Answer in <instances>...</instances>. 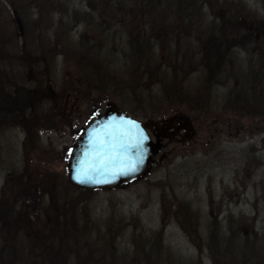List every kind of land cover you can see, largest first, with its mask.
<instances>
[{
  "label": "rangeland",
  "instance_id": "374dc122",
  "mask_svg": "<svg viewBox=\"0 0 264 264\" xmlns=\"http://www.w3.org/2000/svg\"><path fill=\"white\" fill-rule=\"evenodd\" d=\"M102 1L65 0L73 11L84 13L90 10L89 6L97 4L100 13L106 11L101 14L102 18L96 19V25L88 20L74 29V39L80 40L84 36V40L89 42L93 64H100L98 69L90 72L78 66L73 58L70 60L65 53L56 58L43 56V64L37 65L40 55L26 51L32 52V40L16 36L15 29L9 26L16 20L15 8L10 1L0 0V77L6 83L12 71L15 82L27 83L29 88H34L39 82L48 83L54 91L53 99L47 100L41 109L35 108L30 112L29 124L3 135L0 199L17 209L29 207L28 200H18L19 189L23 190L18 181L20 177L37 194L45 189L49 196L60 200L61 196H66L61 191L64 179L68 180L70 153L83 128L109 108H118L151 128H166L172 119L169 125L178 128L184 122L179 117L184 115L189 118L192 130L184 128L173 135L170 128L169 136L163 140L164 148L145 176L115 189L94 190L86 195L92 196L90 213L102 226L100 233L106 236L111 230L113 237L107 243L118 247L121 256L137 252L143 262H149V246L143 243L145 236H151L167 224L164 244L170 253L165 254L164 259L167 261L171 257V262L194 260L198 263V248L183 230L187 225L183 216L186 208L179 205L183 203L199 216L204 237L216 216L224 233L235 232L244 238L248 237L246 231L253 240L255 235L251 224L256 218L255 231L263 240L262 255L258 258L264 264V117H245L239 110L227 107L231 94H239L245 86L244 82L249 79L246 74L258 71L264 64V33H257V30H264V0H185L186 6L178 3L166 5L170 18L156 13L152 16L154 20L139 16L135 19L129 17L121 23V10L117 11V20L116 16L111 19L114 15L110 13L118 9H111ZM201 4H205L202 12L198 7ZM151 11L159 12L153 7ZM131 13L136 15L137 12L130 10ZM245 13L253 17L245 16ZM60 17L61 14L56 19ZM202 19L207 22L202 27H208L211 33L207 39L198 35L202 28L199 25L204 23ZM110 23L113 30L102 35L100 27L105 28ZM213 24L218 26L216 33L210 31ZM145 25L149 34L161 38L151 61L153 70L163 63L167 71L158 85L152 84L150 73L145 77L142 75L148 52L138 56L130 49L131 42L145 36L141 32ZM154 25L158 27L152 31ZM236 25H240L239 33L242 34L231 32L237 29ZM227 31L229 34L224 35ZM162 37L175 39L170 44L166 40L167 45ZM210 40L216 49L209 50ZM195 48H199L201 53H210L214 66L217 63L214 54L219 50L222 56L219 66L223 74H216L209 83L205 82L207 76L202 74L203 68L198 66L200 59L197 58L189 65V70L194 71L190 82L183 83V75L177 70V83H181V87L176 91L171 80L174 77L172 66H177L173 58L179 52L180 64L183 52H191ZM62 49L59 47L58 51ZM22 51L23 55L18 56L17 52ZM209 67L212 72V65ZM96 70L102 74L111 73L112 81L83 79V76L95 74ZM123 86L139 87V96L125 92ZM257 89L258 96L264 98V85ZM202 99L207 102L204 107L199 104ZM189 102L196 105L194 109L188 107ZM42 109L48 114L55 111L58 118L54 124L47 123L45 128H37ZM69 195L79 196V193L73 190ZM3 241L2 238L0 244ZM8 242L7 247L13 245ZM21 242L22 247L28 244L23 238ZM40 247L22 248V254L17 258L25 257L43 264ZM109 261L113 262L111 258ZM202 261L203 264H212L207 254ZM52 264L56 263L53 261Z\"/></svg>",
  "mask_w": 264,
  "mask_h": 264
},
{
  "label": "trees",
  "instance_id": "16d2710c",
  "mask_svg": "<svg viewBox=\"0 0 264 264\" xmlns=\"http://www.w3.org/2000/svg\"><path fill=\"white\" fill-rule=\"evenodd\" d=\"M6 1H10L17 12L16 20H13L9 26L15 29L16 36H23L27 40H32V52L29 50L26 51L29 52V54L37 53L40 55L37 65L43 64V56L45 58L50 56L51 58H56L65 53L70 60L73 58L78 66L87 71L91 72L92 69H98L100 64H93L94 62L90 57L89 42L84 40V36H81L80 40L74 39V29L77 28L79 24L85 23V21L88 22L89 20L91 24L96 25V19L102 18L101 14L106 13L105 10L100 13V8L97 6L98 4L91 5V7L89 6L90 10L82 13L73 11L66 4L65 0ZM115 1L117 3H113ZM102 3H106L111 9H118L110 13V15H114L111 19L117 17V20V11L121 10L122 20L120 23L124 22L125 19L129 17L135 19V17L139 16L154 20L155 17L152 16H155L156 13H159L161 17L170 18L169 11L167 8L165 10L166 5L173 6L175 3H178L186 6L187 4L185 0H103ZM204 5L205 4H201L198 6L200 12H202L205 7ZM149 7H153L155 11L158 10L159 12L151 11L150 13ZM127 9H129V12H127ZM36 10H38V13ZM130 10L132 12H137L136 15L130 14ZM167 12L169 14H167ZM96 13H98L97 16ZM59 14H61V17L57 20L56 16ZM244 15L253 17V15L249 13H245ZM254 18H256V16H254ZM205 19H202L204 23L200 24L199 28L207 23ZM99 25L101 26V24ZM239 26L240 25H236L235 27H237V29L231 32L236 31V34H242L239 33L241 31ZM157 27V25L152 26V31ZM207 28H200V32L198 30V35L200 34V36L206 37L207 39L209 34H211ZM100 29L103 33L102 35H106L113 30V24L110 23L105 28L101 26ZM142 29L141 32H143L145 36L143 38H138L136 42H131L130 49L133 54L135 52L138 56L140 54L144 55L145 51L148 52L147 55L149 56L146 55L147 57L144 59L146 60V65L144 66L142 75L145 77L150 73V77L154 81L152 84L158 85L162 83L163 77H166L167 71L165 67H163V63L158 64L153 70L151 61L155 57V52L158 48V44H160L161 38H159V36H153L151 33L149 34L146 25L145 28ZM217 30L218 26L213 24L210 31L216 33ZM222 31L223 30H221V33ZM261 31L262 32L257 30V33L263 34L264 30ZM174 33L177 34L176 31ZM226 34H229V32H225L224 35ZM174 39L175 38L168 39L167 37H162V41L165 42L168 40L169 44L172 43ZM209 39H211V37ZM233 42L234 39L231 43ZM208 45L209 50L216 49V45L213 44L212 40L208 42ZM59 47H63V49L58 51ZM23 53L24 51L17 52L18 56L23 55ZM200 54L203 56L199 57ZM214 56L217 57L215 66L214 63L212 64V56H210V53H201L199 48H195V50L191 52L189 50L184 51L181 63L178 64L180 54L177 52L173 58L177 66H172V68H174V77L171 79L176 91H179L181 87V83L180 85L177 83V78L179 76L177 70H180L183 75V83L190 82V77L194 71L192 72L189 70V65L192 61L196 62L197 58L200 59L198 66L203 68L202 74H206L207 76L206 80L204 79L205 82L209 83L211 78L213 79L216 74L222 75L223 71L219 66L222 56L219 54V50L215 51ZM136 60H138V58H136ZM17 61L22 62V59H18ZM210 65H212L214 69L212 72L210 71ZM177 67L180 69H176ZM102 73L103 72L97 71L95 74L91 73L87 76H83V79L92 81L95 78H100L102 81H112V79H110L112 76L111 73ZM247 75L249 79L244 82L245 86L241 88L242 91L239 94H231L228 98L230 102L227 101V107L236 111L239 110L243 114L242 116L245 117H264V98L258 96L259 89H257L258 86L262 87L264 85V64L261 65L258 71H249L246 76ZM246 76L245 79L247 78ZM122 89L135 97L139 96V87L133 88L123 86ZM169 90L171 91L172 89L170 88ZM53 97V88L48 86V83L39 82L34 88H29L27 83L15 82L12 78V71L10 76L8 75L6 83H4L2 77H0V149L3 146L2 137L6 132L14 128H23L27 123L29 124L30 112L35 108L41 109L42 105L47 100L53 99ZM201 97L203 96L201 95ZM205 103H207L206 100L202 99L199 104L204 107ZM187 105L190 108L193 107L192 109L196 106L192 102L187 103ZM43 109L39 112V119L36 123L37 128H45L44 125L47 123L54 124L58 118V116L55 115V111L52 110L48 114L45 113ZM28 140H30V137H28ZM2 169L3 168L0 166V173ZM11 175L10 177H12ZM10 177L6 180V184L10 181ZM18 181L21 183L20 188L22 187L23 189L21 191L19 189L20 195L18 196V200L21 198L28 200L29 207L17 209L7 206L4 200L2 198L0 199V242L2 238L4 239L0 244V264H38L25 257L21 259L17 258L22 252V248H31L35 245H41L43 264H52L53 261L56 264H203L202 259L205 254H207L212 264L262 263L259 262V258L263 251V240L259 238L255 231L256 218H254L251 224L252 234L255 235L253 240H250V235L246 231L245 234L248 237L244 238L235 232H231L230 234L224 233V228L220 225L216 216L211 223L207 236L204 237L201 232L199 216L193 212L188 205L180 203V206L186 208L183 211V216L187 225L183 226V230L198 248V263H195L194 260L191 262L179 260V263L172 260L173 262H171V257H168L167 261L164 259V255L168 252L170 253L164 244L167 224H164L158 232L152 233L151 236L142 235L145 236L143 243L149 246L148 251L150 253L148 257L149 262H143L140 254L138 255L137 252H135L134 255L128 254L121 256L118 247L107 243L108 240L113 237L110 235L111 230H108V235L106 233V236H103V234L100 233L103 231L102 226L95 222L90 213L92 196L86 195L91 194L93 191L74 188L69 184L67 179H64V188L62 187L63 191H61V193L66 196H61V201L59 198L49 196L48 190L45 189L38 192L40 196H37V192L29 188L22 177H20ZM73 190L77 191L79 196H70L69 193ZM48 196L50 198H46ZM85 211H87L88 214H84ZM21 238L28 242L24 247L21 246ZM8 241H11L13 245L7 247L6 244ZM109 258H111L113 262L109 261Z\"/></svg>",
  "mask_w": 264,
  "mask_h": 264
},
{
  "label": "water",
  "instance_id": "95a60500",
  "mask_svg": "<svg viewBox=\"0 0 264 264\" xmlns=\"http://www.w3.org/2000/svg\"><path fill=\"white\" fill-rule=\"evenodd\" d=\"M179 119L192 130L188 117ZM148 128L151 126L118 108L94 117L70 153L69 184L85 191L109 190L141 179L164 148L163 139L155 135L153 140Z\"/></svg>",
  "mask_w": 264,
  "mask_h": 264
},
{
  "label": "flooded vegetation",
  "instance_id": "af4514ba",
  "mask_svg": "<svg viewBox=\"0 0 264 264\" xmlns=\"http://www.w3.org/2000/svg\"><path fill=\"white\" fill-rule=\"evenodd\" d=\"M149 9H150V13H151L152 7H149ZM168 123L170 124V121ZM169 124L166 125V128H164V127L163 128H159V127H157V128H148V131H149L151 137L154 139V138H156L155 135H158L161 139L165 140V138L167 136H169L168 130L170 128L173 129V132H174L173 135L179 134L182 129L186 128V123L185 122H183V124L179 125L178 128H173L172 125H169ZM186 131H188V130L186 129ZM172 137H174V136H172Z\"/></svg>",
  "mask_w": 264,
  "mask_h": 264
}]
</instances>
